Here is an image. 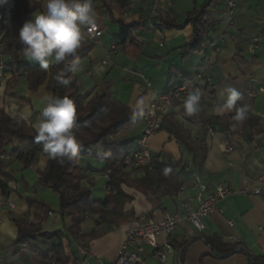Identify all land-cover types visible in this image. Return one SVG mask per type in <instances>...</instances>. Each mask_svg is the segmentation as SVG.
I'll use <instances>...</instances> for the list:
<instances>
[{
  "label": "crops",
  "instance_id": "0c3cea01",
  "mask_svg": "<svg viewBox=\"0 0 264 264\" xmlns=\"http://www.w3.org/2000/svg\"><path fill=\"white\" fill-rule=\"evenodd\" d=\"M76 1L81 3L82 14L71 20L70 0H31L37 7L34 18L45 30L52 31L55 39L69 47H80L86 41L79 34L78 24L85 13L101 21L103 36L94 42V48L87 56L77 61L75 68L81 92L94 95L108 89L111 98L130 107L138 118L133 126L98 145L99 153L109 155L110 159L98 163L95 159L79 160L88 172V180L83 185L91 189L92 200L97 207H101L109 195V173L114 169V163L125 157L113 154L109 145L135 142L141 136L144 124L139 118L150 107L155 94L169 91V76L173 68L188 73L190 80H195L198 74L209 78L214 102L170 104L165 112L163 129L151 139L152 155L165 154L176 161L181 160L187 166L182 174V185L187 186V192L193 195L198 194L192 189L195 174L205 178L210 186L224 183L239 188L264 175V93L258 92L264 85V0H234L236 7L232 16L227 0H214L207 18L215 23V27L205 37L203 50L188 57H183L181 52L194 36L193 27L162 30L155 26L157 17L170 12L182 21L207 0H171L172 5L166 12L155 11V0ZM140 19L146 22L149 29L133 33L137 45L129 47L130 41L127 40L118 46L116 41L123 37L125 26ZM34 31L31 26L27 29L28 34ZM106 33L109 38L104 42ZM255 38L260 40L256 54L246 52L239 55L238 51ZM41 49L40 54H24L21 61L33 65L52 63L55 56L49 52L47 44H41ZM10 59L11 55L5 63ZM147 82L152 84V92H147ZM52 98L46 84L33 93L28 88L26 77H14L5 67L0 68V108L6 106L7 113L12 117L21 116L38 131L47 127L57 128ZM13 145L21 149L27 147L18 140ZM188 145L194 151H190ZM228 146L235 149L227 152ZM84 161H90L89 165L85 166ZM47 162L48 158L41 155L34 166L25 168L13 153L12 146H8L6 154L1 157L0 168L12 177L8 183L12 192L8 197L0 194V198L11 199L16 208L13 211L0 209V264H96L97 259L109 261L117 255L126 239L134 217L128 213L134 211L135 215H139L149 212L151 216L163 219L181 211L177 194L150 200L143 193L123 184L122 187L135 195L132 194L135 199L124 206L128 221L119 226L113 225L112 229L107 225L97 228L99 216H90L81 227V236L85 238H74L68 234L59 250L63 261L53 262L47 255L60 244L59 240H38L23 247L15 244L18 235L15 220L35 221V209L29 207L27 198L36 197L49 203L54 213L58 210V196L51 194L50 189L35 187L40 179L37 171H44ZM123 172L130 179L145 176L143 171L126 169ZM0 180L4 181L5 177L0 175ZM99 183H102V191L95 197L94 186ZM111 208L108 206L106 209ZM218 208L206 219L205 231L199 232L187 220L171 234L172 249L165 264H181L180 246L200 236H219L228 243H239L253 259L244 252L224 259L204 257L210 249L199 238L186 247L184 264H263L258 259L264 258V197L233 195L221 201ZM53 220L55 227L51 226ZM229 222H233L234 226L231 227ZM43 229L49 232L63 230L61 216L58 213L51 217L48 215ZM94 231L105 232L89 238ZM165 238L166 235H161L160 242L163 243ZM82 247H87L85 254L80 252ZM146 262L161 264L153 257H147Z\"/></svg>",
  "mask_w": 264,
  "mask_h": 264
},
{
  "label": "trees",
  "instance_id": "16d2710c",
  "mask_svg": "<svg viewBox=\"0 0 264 264\" xmlns=\"http://www.w3.org/2000/svg\"><path fill=\"white\" fill-rule=\"evenodd\" d=\"M119 1L123 2V0ZM213 2L214 0H207L202 6L188 13L182 21L170 12L165 16L158 14V22L155 26L162 30H184L192 26L194 36L182 48L181 53L183 57L198 53L203 50L205 37L215 27V23L207 18ZM70 5L69 17L73 20L82 14V6L76 0H70ZM36 10L37 7L31 0H17L13 27L6 48L7 52L11 53V59L5 64V68L14 77H26L28 88L33 93L46 84L47 91L53 95L51 105L56 115L57 128L47 127L44 131H38L21 116L12 117L5 110L0 109V160L6 154L8 146H12L13 153L25 168L34 166L41 155L48 158L45 170L37 171L40 179L35 187L50 189L58 196V213L63 221V230L45 231L43 223L49 213L53 212V208L43 200L29 197L27 203L30 208L35 209V221L15 220L18 228L15 244L23 247L38 240H59L60 244L50 254L54 255L56 261L61 262L63 258L59 250L62 248L63 239L68 234L74 238H85L81 236V227L90 216H99L96 221L97 228L107 225L112 229L113 225L119 226L128 221L124 206L132 201L134 196L122 188L123 184L150 197L157 196V199L165 195H176L183 184L182 174L187 167L181 160L176 161L169 155H152L153 169L146 170L143 178L130 179L129 175L123 172L129 169L123 165V160L133 153L136 141L114 142L109 145V151L115 155L123 154L125 157L116 161L113 165L114 169L109 173L110 191L107 199L101 207L94 204L91 189L83 185V182L88 180V172L82 168L79 160L81 158L100 161L110 159L109 155L99 153L98 145L103 144L109 137L118 135L127 127L133 126L138 118L130 107L111 98L108 89L94 95L81 92L75 68L77 61L87 56L94 48V42L87 39L80 47L67 46L55 39L52 31L45 30L38 24L39 20L34 18ZM30 26L35 28L32 34L27 33ZM148 29L144 20L135 21L125 26L123 37L116 43L121 46L129 40V47H133L137 45L133 33ZM43 43L47 44L49 52L55 56L52 63L33 65L21 61L24 54H40ZM138 48L140 49V46ZM190 79L188 73L173 68L169 76V88ZM177 138L180 140V137ZM17 140L27 147L21 149L14 146ZM188 146L190 151H194L191 145ZM0 175L5 177L4 181L0 180V194L8 197L12 192L8 185L12 177L1 168ZM108 206L112 208L106 209ZM104 232L94 231L89 238L98 237ZM199 238L203 239L210 249L204 257L224 259L239 252L249 254L248 250L239 243H228L219 236ZM199 238H193L180 246L181 264H184L186 247ZM250 257L253 259V256ZM258 261L264 264V258Z\"/></svg>",
  "mask_w": 264,
  "mask_h": 264
},
{
  "label": "built area",
  "instance_id": "2783aa9c",
  "mask_svg": "<svg viewBox=\"0 0 264 264\" xmlns=\"http://www.w3.org/2000/svg\"><path fill=\"white\" fill-rule=\"evenodd\" d=\"M137 1L131 0V2ZM171 5V0H155V11L166 12ZM16 6L17 0H0V68L5 67V61L11 55V53L7 52L6 48L8 37L13 27ZM227 7L229 14L232 16L236 7L235 1L227 0ZM82 23L87 39L93 42L99 41L103 36L102 22L85 13ZM259 47L260 40L259 38H255L247 47L239 50L238 54L243 55L247 52L254 55ZM209 83V78L205 77L204 74H198L195 80L179 83L170 88L165 94H155L150 107L140 116V122L144 124V129L139 139L136 140L133 153L124 158L123 165L129 169L143 171V173L146 170H152L153 156L150 142L153 136L163 129L167 107L175 102L182 104L194 101L207 104L213 103L214 93L209 87ZM146 90L147 92H152V84L150 82L146 83ZM258 92L264 93V85ZM234 149L233 146H228L226 151L231 152ZM192 189L197 190L198 194L193 195L188 193L187 186H181L177 197L182 208L180 212L174 215H169L163 219L151 216L149 212L134 215L132 222L129 224L126 239L117 255L109 261L97 259L96 264H147V257H153L159 260L161 264H165L168 260V253L172 249L171 234L179 226L189 220L199 232H203L206 229V219L212 213L219 210V203L226 198L233 195L264 197V175L255 182L239 188L224 183H216L214 186H210L205 178L195 174L192 180ZM156 198L157 196L149 197L150 200ZM15 208L14 201L9 198H0V209L13 211ZM49 216H55V213L50 212ZM229 225L233 227L234 223L229 222ZM51 226L55 227V220L51 222ZM161 235H166L163 243L159 240ZM80 252L85 254L87 247H82ZM47 256L53 262L56 261L53 254ZM76 264L88 263L79 262Z\"/></svg>",
  "mask_w": 264,
  "mask_h": 264
},
{
  "label": "rangeland",
  "instance_id": "374dc122",
  "mask_svg": "<svg viewBox=\"0 0 264 264\" xmlns=\"http://www.w3.org/2000/svg\"><path fill=\"white\" fill-rule=\"evenodd\" d=\"M79 34H81L82 36H83V38L85 39V40H87V38H86V35H85V32H84V27H83V23H82V21H79ZM108 38H109V35H108V33H106V36L103 38V40L102 41H107L108 40ZM6 107V106H5ZM5 107H3V108H0V109H3V110H5V112L7 113V111H6V109H5ZM86 160H91V159H89V158H87ZM96 160V159H95ZM100 160H96V162L98 163ZM102 161V160H101ZM90 162V161H89ZM89 162L87 161H84L83 162V164L85 163L86 165L85 166H87V165H89ZM81 164H82V161H81ZM95 188V191L93 192L94 193V195H95V197H97V195H98V192H101L102 191V183H99L98 185H95L94 186ZM129 187V186H128ZM125 191H127V189H125L124 187H122ZM133 189V188H132ZM136 190V189H135ZM127 192H129V191H127ZM50 193L51 194H54L52 191H50ZM129 193H131V192H129ZM142 193V192H141ZM131 194H133L134 195V193H131ZM145 195V194H144ZM135 196V195H134ZM146 197H147V199H149V197L150 196H148V195H145ZM135 199V198H134ZM133 201V200H132ZM132 201H130V202H128V203H131ZM57 212H55V213H58V210H56ZM133 211V210H132ZM59 214V213H58ZM128 215L129 216H134L135 215V213H134V211L133 212H130V213H128Z\"/></svg>",
  "mask_w": 264,
  "mask_h": 264
}]
</instances>
